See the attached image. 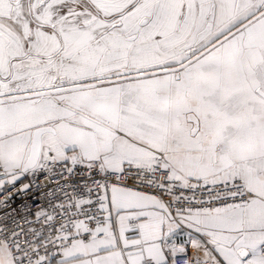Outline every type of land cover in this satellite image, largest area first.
Listing matches in <instances>:
<instances>
[{"label": "snow or ice", "instance_id": "1", "mask_svg": "<svg viewBox=\"0 0 264 264\" xmlns=\"http://www.w3.org/2000/svg\"><path fill=\"white\" fill-rule=\"evenodd\" d=\"M0 264H264V0H0Z\"/></svg>", "mask_w": 264, "mask_h": 264}]
</instances>
